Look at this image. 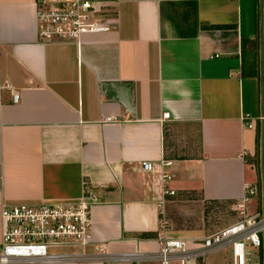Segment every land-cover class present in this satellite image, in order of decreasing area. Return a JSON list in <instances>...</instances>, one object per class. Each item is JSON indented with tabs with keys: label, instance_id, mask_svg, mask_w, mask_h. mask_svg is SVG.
I'll return each instance as SVG.
<instances>
[{
	"label": "crops",
	"instance_id": "obj_1",
	"mask_svg": "<svg viewBox=\"0 0 264 264\" xmlns=\"http://www.w3.org/2000/svg\"><path fill=\"white\" fill-rule=\"evenodd\" d=\"M100 1L108 28L69 41L39 37L34 0H0V81L18 90H0V204L77 200L83 181L96 196L89 256L8 264H133L157 232L234 221L247 186L264 210V125L240 118L264 111V0Z\"/></svg>",
	"mask_w": 264,
	"mask_h": 264
},
{
	"label": "built area",
	"instance_id": "obj_2",
	"mask_svg": "<svg viewBox=\"0 0 264 264\" xmlns=\"http://www.w3.org/2000/svg\"><path fill=\"white\" fill-rule=\"evenodd\" d=\"M104 10L100 0H34L37 33L43 39L77 41L84 32L108 28L103 19ZM1 89L9 91L13 102L17 100L18 90L6 79L0 81ZM162 115L167 117L168 111ZM107 118L109 116H105ZM240 118L248 127H254L255 121L262 127L264 125L263 110L255 116L243 112ZM169 163L166 159L158 162L141 159L138 167L150 171L158 164L160 178L164 180L171 174L162 166ZM246 191L235 206L240 217L223 227L189 238L157 232L153 252L122 254L125 257L156 258L159 264H264V210L246 212L242 202L248 199L254 188L247 186ZM95 201L93 190L83 181L82 193L77 200L1 202L0 264L89 256L84 247L92 241L90 208ZM64 247L71 248V251L61 249ZM207 257L211 259L207 260Z\"/></svg>",
	"mask_w": 264,
	"mask_h": 264
},
{
	"label": "rangeland",
	"instance_id": "obj_3",
	"mask_svg": "<svg viewBox=\"0 0 264 264\" xmlns=\"http://www.w3.org/2000/svg\"><path fill=\"white\" fill-rule=\"evenodd\" d=\"M259 17H260V15H258V19H259ZM258 22H259V20H258ZM255 112H256V108L254 110H252L251 114H254ZM259 151H260V148L257 147V154L255 155L254 165H255V167H256V169L258 171V181L257 182H258V186L260 187L261 180H262V177H263L262 176L263 175V168H262V172H261V167H260V164H259ZM260 202H261V192H260V189H259V192L257 193V200H256V203H255V206H254L253 209H255L256 211H260ZM261 210H262V207H261ZM224 212L225 213L222 214L223 217L225 218L224 221H226L227 218L228 219L231 218L232 220H235V219L240 217L238 209L234 208L231 205H225ZM225 252H226L225 255H227V250H225ZM218 253H217V257L219 258V254ZM220 255H222V254H220ZM210 259H211L210 257H207V260H210ZM131 262L133 264H156V261L152 260V259L131 260Z\"/></svg>",
	"mask_w": 264,
	"mask_h": 264
},
{
	"label": "water",
	"instance_id": "obj_4",
	"mask_svg": "<svg viewBox=\"0 0 264 264\" xmlns=\"http://www.w3.org/2000/svg\"><path fill=\"white\" fill-rule=\"evenodd\" d=\"M262 200L264 201V192H262Z\"/></svg>",
	"mask_w": 264,
	"mask_h": 264
}]
</instances>
